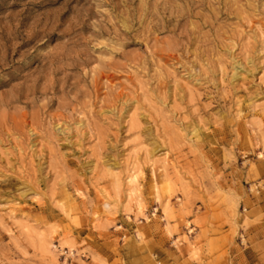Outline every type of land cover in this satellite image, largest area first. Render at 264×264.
<instances>
[{"label": "rangeland", "instance_id": "374dc122", "mask_svg": "<svg viewBox=\"0 0 264 264\" xmlns=\"http://www.w3.org/2000/svg\"><path fill=\"white\" fill-rule=\"evenodd\" d=\"M0 264H264V0H0Z\"/></svg>", "mask_w": 264, "mask_h": 264}]
</instances>
